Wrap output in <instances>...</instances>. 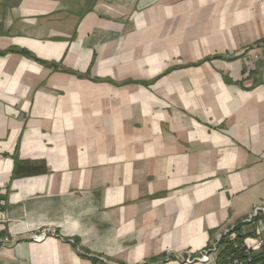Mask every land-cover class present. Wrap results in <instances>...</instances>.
<instances>
[{"label":"crops","instance_id":"crops-1","mask_svg":"<svg viewBox=\"0 0 264 264\" xmlns=\"http://www.w3.org/2000/svg\"><path fill=\"white\" fill-rule=\"evenodd\" d=\"M263 51L264 0H0V264H223L177 255L264 209Z\"/></svg>","mask_w":264,"mask_h":264},{"label":"built area","instance_id":"built-area-1","mask_svg":"<svg viewBox=\"0 0 264 264\" xmlns=\"http://www.w3.org/2000/svg\"><path fill=\"white\" fill-rule=\"evenodd\" d=\"M264 54V51H263ZM255 58L260 59L261 53H256ZM3 201L0 199V245H10L15 242L14 238L1 235L5 230V217L2 211ZM264 213L262 207H256L252 213L242 221L247 227L244 231H236L234 227L217 237L216 241L207 249L196 255L179 254L177 258L187 262H208L211 257L219 259L223 264H264V235L261 234L259 215ZM248 226H250L248 228ZM259 227V228H258ZM45 233L34 234L33 239L39 240ZM230 239H228V237Z\"/></svg>","mask_w":264,"mask_h":264},{"label":"rangeland","instance_id":"rangeland-1","mask_svg":"<svg viewBox=\"0 0 264 264\" xmlns=\"http://www.w3.org/2000/svg\"><path fill=\"white\" fill-rule=\"evenodd\" d=\"M227 237H228V239H230L229 236H227Z\"/></svg>","mask_w":264,"mask_h":264}]
</instances>
